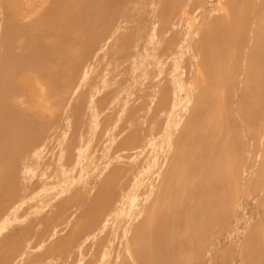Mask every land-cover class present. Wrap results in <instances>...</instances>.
<instances>
[{
  "label": "bare ground",
  "instance_id": "obj_1",
  "mask_svg": "<svg viewBox=\"0 0 264 264\" xmlns=\"http://www.w3.org/2000/svg\"><path fill=\"white\" fill-rule=\"evenodd\" d=\"M0 264H264V0H0Z\"/></svg>",
  "mask_w": 264,
  "mask_h": 264
}]
</instances>
